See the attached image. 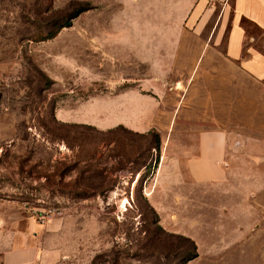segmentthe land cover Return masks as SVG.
I'll list each match as a JSON object with an SVG mask.
<instances>
[{
	"label": "rangeland",
	"instance_id": "1",
	"mask_svg": "<svg viewBox=\"0 0 264 264\" xmlns=\"http://www.w3.org/2000/svg\"><path fill=\"white\" fill-rule=\"evenodd\" d=\"M196 1L0 0V217L56 221L51 264H175L176 235L185 264H264V80L215 60L225 0ZM213 129L225 175L197 181Z\"/></svg>",
	"mask_w": 264,
	"mask_h": 264
},
{
	"label": "crops",
	"instance_id": "2",
	"mask_svg": "<svg viewBox=\"0 0 264 264\" xmlns=\"http://www.w3.org/2000/svg\"><path fill=\"white\" fill-rule=\"evenodd\" d=\"M204 4L205 0L196 1L189 21L197 18ZM219 9L216 26L223 25L226 33L222 51L215 56V60H222L225 65L253 81H263L264 41L247 36L240 20L246 19L264 33V0H231L230 11L225 0ZM212 43L215 45L213 40ZM179 47L180 44L176 46L175 53L180 51ZM207 47H210L209 44L203 46L201 57L206 56ZM138 85L141 90L144 89L142 82ZM126 92L141 101L146 99L131 89ZM147 116L140 117L133 124L128 121L124 123L127 126L143 128L147 123ZM226 151L227 133L224 130L199 131L196 135L195 154L192 164L189 165L193 178L197 181H221L225 175L221 161ZM57 227L56 221L39 225L32 217L25 215H13L10 219L0 217V264H51L55 257V252L51 249L52 239L62 234Z\"/></svg>",
	"mask_w": 264,
	"mask_h": 264
},
{
	"label": "trees",
	"instance_id": "3",
	"mask_svg": "<svg viewBox=\"0 0 264 264\" xmlns=\"http://www.w3.org/2000/svg\"><path fill=\"white\" fill-rule=\"evenodd\" d=\"M69 22H65L64 24L60 25V27L62 26H68ZM152 135V143H153V149L155 151V153H158V149H159V139L158 136L155 132L151 133ZM157 159V155L155 156V162ZM158 230H160V228L158 227ZM165 235V234H164ZM176 237L181 238L183 241H185L187 243L186 247L184 248V250H182V255L180 256V258L178 259V261L175 264H185L188 260L192 259L195 257V251H194V244L193 242L187 238V237H183L181 235H176ZM171 248H164L161 251H157L159 255H161L162 257H165L168 253L170 252Z\"/></svg>",
	"mask_w": 264,
	"mask_h": 264
},
{
	"label": "built area",
	"instance_id": "4",
	"mask_svg": "<svg viewBox=\"0 0 264 264\" xmlns=\"http://www.w3.org/2000/svg\"><path fill=\"white\" fill-rule=\"evenodd\" d=\"M50 210L47 211H42L40 214L37 215V218L39 220V222H44L45 220H47V218L51 215H60V211L58 209H53L52 212H49ZM33 264H39L37 262L33 263Z\"/></svg>",
	"mask_w": 264,
	"mask_h": 264
}]
</instances>
